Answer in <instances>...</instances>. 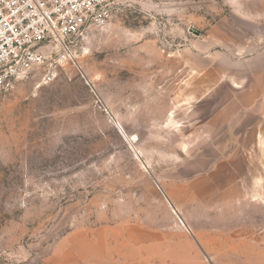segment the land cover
Wrapping results in <instances>:
<instances>
[{"label":"rangeland","instance_id":"obj_1","mask_svg":"<svg viewBox=\"0 0 264 264\" xmlns=\"http://www.w3.org/2000/svg\"><path fill=\"white\" fill-rule=\"evenodd\" d=\"M111 6L0 92V264H264V0Z\"/></svg>","mask_w":264,"mask_h":264},{"label":"built area","instance_id":"obj_2","mask_svg":"<svg viewBox=\"0 0 264 264\" xmlns=\"http://www.w3.org/2000/svg\"><path fill=\"white\" fill-rule=\"evenodd\" d=\"M112 0H0V92L42 64L52 49L66 59L89 28L107 25Z\"/></svg>","mask_w":264,"mask_h":264},{"label":"crops","instance_id":"obj_3","mask_svg":"<svg viewBox=\"0 0 264 264\" xmlns=\"http://www.w3.org/2000/svg\"><path fill=\"white\" fill-rule=\"evenodd\" d=\"M244 71L239 77H228L230 80L225 83L230 90L234 89L233 100L239 113L247 107H255L264 97V49L253 56V62L246 64Z\"/></svg>","mask_w":264,"mask_h":264}]
</instances>
